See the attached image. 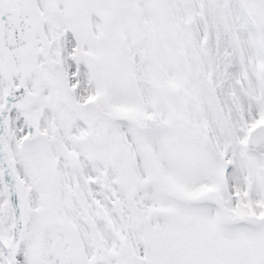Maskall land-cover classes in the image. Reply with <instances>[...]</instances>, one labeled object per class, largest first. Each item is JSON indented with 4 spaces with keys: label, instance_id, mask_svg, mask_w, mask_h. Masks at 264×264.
Returning a JSON list of instances; mask_svg holds the SVG:
<instances>
[{
    "label": "snow or ice",
    "instance_id": "snow-or-ice-1",
    "mask_svg": "<svg viewBox=\"0 0 264 264\" xmlns=\"http://www.w3.org/2000/svg\"><path fill=\"white\" fill-rule=\"evenodd\" d=\"M0 264H264V0H0Z\"/></svg>",
    "mask_w": 264,
    "mask_h": 264
}]
</instances>
